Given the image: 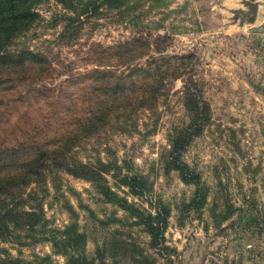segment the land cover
I'll list each match as a JSON object with an SVG mask.
<instances>
[{
  "label": "rangeland",
  "instance_id": "1",
  "mask_svg": "<svg viewBox=\"0 0 264 264\" xmlns=\"http://www.w3.org/2000/svg\"><path fill=\"white\" fill-rule=\"evenodd\" d=\"M243 1L132 0L130 14L148 24L144 32L171 39L167 55L191 52L198 59L195 78L209 106L208 121L182 160L198 174L203 191L196 194L195 184L184 183L175 171L166 173L159 162L168 130L188 122L177 93L183 83L176 80L169 86L171 95L158 105L161 117L154 135L145 141L113 137L119 158L131 156L147 177L148 195L119 189L109 177L107 186L117 195L112 202L95 185L67 175L64 197L46 193L43 185L26 189L25 196L34 189V204L41 203L50 227L68 225L69 210H74L78 230L86 234L88 256L106 245V264H213L211 256L220 251V264H264V0H248L259 5L255 13ZM37 11L40 20L15 47L40 51L58 68L72 62L83 71L96 45L125 41L134 30L119 11L103 9L66 30L64 19L73 13L56 0H45ZM122 200L153 217L161 209L166 212L160 217L166 227L156 242L139 219L120 207ZM11 252L16 254L14 248ZM22 252L31 260L51 249L43 244ZM53 260L65 263L59 256Z\"/></svg>",
  "mask_w": 264,
  "mask_h": 264
},
{
  "label": "trees",
  "instance_id": "2",
  "mask_svg": "<svg viewBox=\"0 0 264 264\" xmlns=\"http://www.w3.org/2000/svg\"><path fill=\"white\" fill-rule=\"evenodd\" d=\"M44 1L0 0V264H57L53 256L62 257L64 264H106V245L86 254V234L78 230L74 210H69L68 225L50 227L41 203L34 204V189L24 193L32 185H43L46 193L53 190L64 197L62 180L67 175L95 185L108 202L117 197L107 186L108 177L119 189L148 195L147 177L134 167L131 156L119 158L114 138L145 141L154 135L159 103L171 95L169 86L182 80L177 93L188 122L168 130L159 162L166 173L175 171L184 183L195 184L200 194L198 174L182 160L208 121L209 106L195 78L198 59L191 52L167 55L171 39L144 32L148 24L130 14L135 10L132 0H56L73 13L64 19L65 30L103 9L119 11L134 29L125 41L96 45L83 71L75 70L72 62L58 68L40 51L15 47L40 20L37 8ZM119 205L156 242L166 227V219L160 218L166 212L161 209L153 217L126 201ZM43 244L50 245L49 254L23 257V249Z\"/></svg>",
  "mask_w": 264,
  "mask_h": 264
},
{
  "label": "built area",
  "instance_id": "3",
  "mask_svg": "<svg viewBox=\"0 0 264 264\" xmlns=\"http://www.w3.org/2000/svg\"><path fill=\"white\" fill-rule=\"evenodd\" d=\"M211 259L213 260V264H220L223 260V253L220 251L219 253L214 254L211 256Z\"/></svg>",
  "mask_w": 264,
  "mask_h": 264
},
{
  "label": "water",
  "instance_id": "4",
  "mask_svg": "<svg viewBox=\"0 0 264 264\" xmlns=\"http://www.w3.org/2000/svg\"><path fill=\"white\" fill-rule=\"evenodd\" d=\"M244 5L247 6L250 11H256L257 9V5L254 3H251L250 1H246Z\"/></svg>",
  "mask_w": 264,
  "mask_h": 264
},
{
  "label": "crops",
  "instance_id": "5",
  "mask_svg": "<svg viewBox=\"0 0 264 264\" xmlns=\"http://www.w3.org/2000/svg\"><path fill=\"white\" fill-rule=\"evenodd\" d=\"M246 1H248V0H245V1H243V4L246 2ZM251 3H253L252 1H250ZM254 4H256V3H254ZM257 5V4H256ZM259 5H257V7H258ZM249 12H250V10H249ZM251 22H252V20H251Z\"/></svg>",
  "mask_w": 264,
  "mask_h": 264
}]
</instances>
